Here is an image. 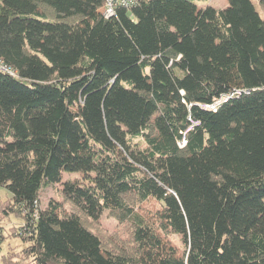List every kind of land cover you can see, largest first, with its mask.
Masks as SVG:
<instances>
[{
    "label": "trees",
    "instance_id": "1",
    "mask_svg": "<svg viewBox=\"0 0 264 264\" xmlns=\"http://www.w3.org/2000/svg\"><path fill=\"white\" fill-rule=\"evenodd\" d=\"M195 1L0 0L8 264H264V0Z\"/></svg>",
    "mask_w": 264,
    "mask_h": 264
},
{
    "label": "rangeland",
    "instance_id": "2",
    "mask_svg": "<svg viewBox=\"0 0 264 264\" xmlns=\"http://www.w3.org/2000/svg\"><path fill=\"white\" fill-rule=\"evenodd\" d=\"M198 8L205 7L207 5L212 6L215 9L224 8L228 4V0H196L195 1ZM257 9L259 10L262 17H264V11L257 5ZM81 176L80 173H62L60 182L45 186L40 191V198L38 200L39 207H43L47 204L50 199H55L57 201L61 200L58 191L62 188V184L66 180H73L75 178H79ZM10 193L6 189L5 186L0 185V198L5 200V202L0 203L3 207L5 205H9ZM1 210V209H0ZM2 210L0 211V231H3V235L5 239L0 244V264H8V258L13 253H18L19 250L23 247V243L19 235L18 228L23 223V218L20 216H16L15 214H10L7 217H4ZM97 225L99 228L103 229L107 234H116L117 236L125 239L127 238V226L125 223H121L116 220L113 216H111L107 211L103 212L100 218L97 220ZM120 238V239H121ZM170 239L172 243H174L177 247H182L181 240L176 235H171ZM122 240V239H121ZM123 241V240H122ZM10 254V255H9ZM20 264V263H19ZM22 264V263H21Z\"/></svg>",
    "mask_w": 264,
    "mask_h": 264
},
{
    "label": "built area",
    "instance_id": "3",
    "mask_svg": "<svg viewBox=\"0 0 264 264\" xmlns=\"http://www.w3.org/2000/svg\"><path fill=\"white\" fill-rule=\"evenodd\" d=\"M136 0H104V16H112L117 7H131ZM0 70L14 75V72L0 61ZM184 143V140L182 144Z\"/></svg>",
    "mask_w": 264,
    "mask_h": 264
}]
</instances>
